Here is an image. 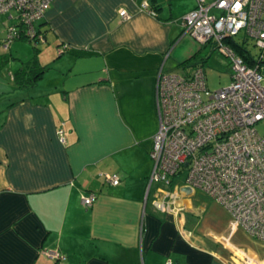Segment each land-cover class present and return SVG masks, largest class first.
Here are the masks:
<instances>
[{
  "label": "crops",
  "instance_id": "obj_1",
  "mask_svg": "<svg viewBox=\"0 0 264 264\" xmlns=\"http://www.w3.org/2000/svg\"><path fill=\"white\" fill-rule=\"evenodd\" d=\"M141 1L53 0L37 22L45 70L18 86L21 63L9 67L15 84L0 86V264H264V241L201 189L173 179L146 193L159 66L171 47L164 67L184 68L201 46L180 22L196 0H147L155 14ZM87 192L96 193L89 206Z\"/></svg>",
  "mask_w": 264,
  "mask_h": 264
},
{
  "label": "built area",
  "instance_id": "obj_2",
  "mask_svg": "<svg viewBox=\"0 0 264 264\" xmlns=\"http://www.w3.org/2000/svg\"><path fill=\"white\" fill-rule=\"evenodd\" d=\"M52 1L0 0V14L15 20L7 25L4 48L14 38L45 41L37 22ZM140 7L155 14L147 0ZM119 14L130 17L125 8ZM180 22L182 35L201 45L210 42L230 58L231 81L211 90L200 64L189 65L184 72L166 69L168 48L157 73L159 125L150 150L153 166L146 193L153 181L169 183L187 170L183 182L201 189L227 208L246 233L264 241V75L259 62L264 50V0H196ZM240 31L239 42L252 36L261 50L251 64L233 44ZM65 49L63 44L58 52ZM63 123L57 129L61 141ZM100 174L111 184L119 182L117 174ZM95 199V192L80 196L85 206ZM48 253L65 257L57 250Z\"/></svg>",
  "mask_w": 264,
  "mask_h": 264
},
{
  "label": "rangeland",
  "instance_id": "obj_3",
  "mask_svg": "<svg viewBox=\"0 0 264 264\" xmlns=\"http://www.w3.org/2000/svg\"><path fill=\"white\" fill-rule=\"evenodd\" d=\"M9 23H15L14 19H8L7 14H0V28H3L2 37L6 38L7 36V25ZM243 32L240 31L235 37L237 40L241 39ZM195 46H201V49L197 52V55L192 57L189 62H193L195 60H199L200 57H207V60L203 62V68L205 72V79L207 87L211 90L218 89L222 86H226L231 81V68H230V58L222 52L220 49H213L212 43L208 42L205 45H201L197 43L192 37L185 34ZM2 38V39H3ZM1 39V44H2ZM11 43V44H10ZM7 47L9 48L7 51L10 53L9 60L7 61V65L0 71V86L7 87L10 85H14V81L11 77V69H15L21 63L20 60L27 59V57L31 56L33 53V43L29 41L27 38H14L11 40ZM40 44V48L44 45V42H38ZM247 48L254 55L255 58L260 54V48L254 44V38L252 36L248 37L246 42ZM3 46V44H2ZM4 46L0 47V52H3ZM10 67V68H9ZM186 68V67H185ZM185 68L179 67L175 71L184 72ZM260 71L264 75V53H263V61L260 63ZM187 170H183L181 173L173 176L175 181H184V176Z\"/></svg>",
  "mask_w": 264,
  "mask_h": 264
},
{
  "label": "trees",
  "instance_id": "obj_4",
  "mask_svg": "<svg viewBox=\"0 0 264 264\" xmlns=\"http://www.w3.org/2000/svg\"><path fill=\"white\" fill-rule=\"evenodd\" d=\"M245 41L247 40H243L241 42L237 40L233 42V44H234L236 51L239 54H241L248 63L251 64L253 63V60H254L253 54L250 52V50L245 45L246 44ZM32 43H33V54L27 60L21 61V65L13 72L14 81L18 86H28L34 83L35 79L39 75H41L46 68L44 65H42L39 62L38 57H37L38 50H39L38 42H32ZM261 52L262 54H261V59L259 61L260 63L263 61L264 50H262ZM9 56H10L9 52H4L0 54V68L2 67V65L6 63ZM192 57H190L189 59L191 60ZM207 58L208 56L200 57L199 60H195L193 62H189V59H187L186 61L182 62V66L184 68L188 67L189 65H194V64H200L203 66V62L206 61Z\"/></svg>",
  "mask_w": 264,
  "mask_h": 264
},
{
  "label": "water",
  "instance_id": "obj_5",
  "mask_svg": "<svg viewBox=\"0 0 264 264\" xmlns=\"http://www.w3.org/2000/svg\"><path fill=\"white\" fill-rule=\"evenodd\" d=\"M191 186H185L184 189L189 190Z\"/></svg>",
  "mask_w": 264,
  "mask_h": 264
}]
</instances>
